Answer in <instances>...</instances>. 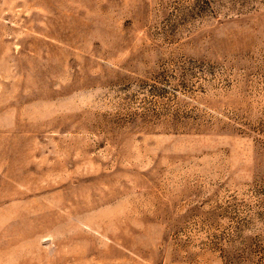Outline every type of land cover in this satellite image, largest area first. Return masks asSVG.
<instances>
[{
  "label": "rangeland",
  "instance_id": "obj_1",
  "mask_svg": "<svg viewBox=\"0 0 264 264\" xmlns=\"http://www.w3.org/2000/svg\"><path fill=\"white\" fill-rule=\"evenodd\" d=\"M0 264H264V0H0Z\"/></svg>",
  "mask_w": 264,
  "mask_h": 264
}]
</instances>
